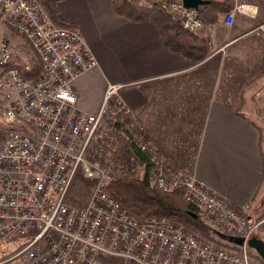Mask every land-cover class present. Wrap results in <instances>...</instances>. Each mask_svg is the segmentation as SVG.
<instances>
[{
    "label": "built area",
    "instance_id": "obj_1",
    "mask_svg": "<svg viewBox=\"0 0 264 264\" xmlns=\"http://www.w3.org/2000/svg\"><path fill=\"white\" fill-rule=\"evenodd\" d=\"M141 1L167 6L188 32L206 26L184 0ZM249 12L250 7L238 6L226 15L225 24L236 13ZM0 26L27 41L42 64L37 78L25 79L17 66L21 62L31 72V63L0 39L5 103L0 118V247L22 246L0 264H248L247 243L257 230L244 213L248 206L234 208L194 176H182L156 156L148 158L152 183L164 193L181 192L206 225L240 238L242 246L223 240L236 250L217 247L164 219L139 223L107 193L122 176L121 168L97 159L88 163L86 151L108 113L128 111L118 99V86L111 84L95 114L78 109L73 84L96 60L75 29L51 24L38 0H0ZM260 30L264 38V25ZM78 167L95 182L84 208L67 203Z\"/></svg>",
    "mask_w": 264,
    "mask_h": 264
},
{
    "label": "crops",
    "instance_id": "obj_2",
    "mask_svg": "<svg viewBox=\"0 0 264 264\" xmlns=\"http://www.w3.org/2000/svg\"><path fill=\"white\" fill-rule=\"evenodd\" d=\"M236 3L252 6L251 12L235 16L230 26L221 21L196 33L211 47L199 64L165 48L154 24L116 15L112 0H62L58 8L96 60L73 84L78 109L95 114L107 84L118 86L128 125L144 128L147 148L234 208L247 205L244 213L259 231L264 139L258 120L264 116L251 111L255 120L250 118L248 91L264 90V38L258 29L264 16L258 3ZM240 93L244 117L236 114ZM256 95L253 100L264 101ZM259 233L264 241V230ZM248 264L262 263L249 257Z\"/></svg>",
    "mask_w": 264,
    "mask_h": 264
},
{
    "label": "trees",
    "instance_id": "obj_3",
    "mask_svg": "<svg viewBox=\"0 0 264 264\" xmlns=\"http://www.w3.org/2000/svg\"><path fill=\"white\" fill-rule=\"evenodd\" d=\"M61 1L38 0L52 24L62 28L75 29V24L60 16L58 5ZM235 2L236 0H208V3L198 7L197 12L205 25L216 24L221 22L223 17L233 9ZM112 7L116 15L131 22L154 24L160 32L162 45L194 64L204 62L210 55L209 41L196 33L184 30L165 5L144 4L142 6L139 0H112ZM25 43L31 55L34 56L32 71L25 72L21 65L17 66V69L25 79H35L40 75L42 66L29 43L27 41ZM12 68H16V66L10 65L9 69ZM243 105L244 94L240 93L236 108V114L240 117L243 116L240 112ZM115 129L117 133L114 136V147L109 159L115 166L121 168L122 176L107 188V193L139 223L152 217L166 219L181 225L199 239L217 247L236 250L223 242V236H226L223 232L212 230L205 224L198 210L183 200L181 192L164 193L151 183L148 169L150 165L149 151L143 153L128 130L119 129V126H116ZM136 163L144 168L142 177L131 172ZM262 218L264 216H261ZM259 229L264 230V227L261 226ZM254 236L256 237V233ZM249 255L251 256L250 253H248ZM256 257L264 264L257 255Z\"/></svg>",
    "mask_w": 264,
    "mask_h": 264
},
{
    "label": "rangeland",
    "instance_id": "obj_4",
    "mask_svg": "<svg viewBox=\"0 0 264 264\" xmlns=\"http://www.w3.org/2000/svg\"><path fill=\"white\" fill-rule=\"evenodd\" d=\"M204 1H208V0H204ZM249 1H253L255 3L260 4L262 6V13H263V16H264V0H249ZM139 2H142V1L139 0ZM140 5L144 6V4H141V3H140ZM238 6H248V7L252 8V6H250L248 4H242V3L237 4L235 2L233 9L229 13H227L226 15L232 13V11ZM238 14H242V13H236L235 15L237 16ZM226 15L221 20V21H223L224 24H225L224 20H225ZM232 23H233V20H232L231 24ZM230 25H227V26H230ZM260 27L261 26H259V28H258L259 30H260ZM261 33H262V31H261ZM1 38L6 39L13 50H18V51L24 53L25 56H24L23 60L29 61L31 63V66L33 67V64H34L33 58H34V56L31 55V53L29 52L28 46L25 43V40L23 38H21L20 36L16 35L11 28H9L7 26H0V39ZM13 55L15 56L16 54H13ZM40 63H41V61H40ZM20 65L23 66V64L21 62H20ZM23 68H24V66H23ZM24 70H25V68H24ZM250 91L251 90L248 91V94L251 96L249 113L251 115L250 118H252V120H255V118L253 117L251 111H253V112L257 113V114L261 113L264 116V101L261 100L260 98H257V99L253 100L252 97L255 96V94L264 96V90L263 89L262 90H256L253 93L251 92V94H253V95L250 94ZM254 98H256V97H254ZM255 100H257L256 103H255ZM4 104H5L4 103V97H3V94L0 92V118H1V112H2V108H3ZM259 110L261 112H258ZM246 113H247V111H246ZM127 114L128 113L125 114V113H122V112H120V113L111 112V113H108L105 116L104 120L101 122V124H100V126L98 128L96 136L93 137L89 141V146H88V149L86 151V160H87V162L88 163H92V162H96L97 160L104 161L106 163H110L111 162L109 157L111 155L112 148L114 147V136L117 133V131L115 132V130H116L115 128H116V126H119V129H122V130L124 129L126 131L128 130L129 132H131V135H134L136 141L141 146H145L146 147V150L149 151V155L151 157L156 156L157 159L160 162L172 166L171 164H169L165 160L161 159L158 155H156L155 152L150 151L147 148L146 144L144 143V140H146V132H145L144 128H142L141 126H137V127L129 126L128 125V118L126 116ZM258 123H259V127H260V129L262 131V138L264 139V120H258ZM0 128H1V125H0ZM263 150H264V146H263ZM95 159H97V160H95ZM173 168L176 170V172L180 173L175 167H173ZM81 171L82 170H80V167H78L76 169L75 173H74V176H73V179H72V183H71V185H70V187L68 189V193H67V203H69V205L74 206V207L84 208L85 206H87V204L89 203V201L91 199V196H92L93 191H94L95 182L91 181ZM131 172L132 173L134 172L135 175L138 176V177H142L143 176V172H144V168H143L142 165H139L138 163H136V164L133 165V168L131 169ZM182 176H187V175H182ZM188 176H190V175H188ZM149 181L152 183V180L150 178H149ZM152 218H157V217H152ZM159 219H162V218H159ZM262 219L259 217V219H257L258 223H260V221H262ZM164 220H166V219H164ZM166 221H168V220H166ZM168 222H170V221H168ZM170 223H172V225L175 224L173 222H170ZM175 225H178V224H175ZM178 226H181V225H178ZM184 229L187 230L186 228H184ZM188 232H190V231H188ZM259 232H260V230L258 231V229H257L256 232H255L256 233V237L258 239L262 240V236H261V234ZM221 240H223V239H221ZM21 248H22V246H3V247H0V260L3 259V258H6V257L12 256V255H15ZM249 253L251 254V256L249 255V257L251 259L253 258V259L256 260V258H257L256 255L257 254L255 253V251H253L252 249L249 248ZM18 264H19V262H18Z\"/></svg>",
    "mask_w": 264,
    "mask_h": 264
},
{
    "label": "water",
    "instance_id": "obj_5",
    "mask_svg": "<svg viewBox=\"0 0 264 264\" xmlns=\"http://www.w3.org/2000/svg\"><path fill=\"white\" fill-rule=\"evenodd\" d=\"M208 1L204 0H184V6L189 9H198L199 6L205 5ZM224 240L227 242L234 244L236 246H242L243 241L240 238H235L231 236H223ZM248 247L255 251L257 256L262 260L264 263V241L258 239L257 237H252L248 243Z\"/></svg>",
    "mask_w": 264,
    "mask_h": 264
}]
</instances>
